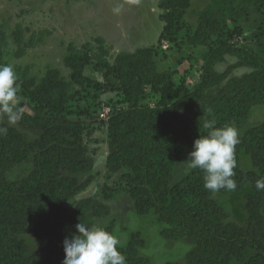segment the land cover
I'll return each mask as SVG.
<instances>
[{"label":"trees","instance_id":"1","mask_svg":"<svg viewBox=\"0 0 264 264\" xmlns=\"http://www.w3.org/2000/svg\"><path fill=\"white\" fill-rule=\"evenodd\" d=\"M193 1L208 4L198 13L195 30L186 36L188 45L207 48L190 59L198 76L192 87L183 82L176 85L171 71H158L150 47L116 56L114 72L127 108L115 111L107 122L106 167L122 171L121 192L131 199L138 215L153 212L156 223L165 225L160 232L163 239L192 246L180 262L166 264H264V189L255 186L264 178V120L239 137L236 189L217 192L226 196L250 185L243 225L224 223L227 212L214 193L205 189L201 169H190L172 183L176 166L187 164L194 140L207 134L205 120L215 119L217 127L234 124L238 128L253 106L264 104V55L226 36L228 22L248 15L242 0H166L158 5L164 23L159 39L180 32ZM228 56L237 61L224 72L216 71L215 65ZM1 58L0 42V62ZM239 68L252 71L230 78ZM91 81L81 73L70 81H43L34 92V115L18 116L23 127L37 132L32 139L9 125L0 111V264H63V241L77 233L75 226L81 222L90 227V217L107 215V207L92 199L69 205L92 183L91 175H83L91 172L93 160L87 156L81 123L59 111L74 82ZM147 88L159 96L153 106L141 103ZM241 152L249 156L255 171L241 167ZM25 162L31 164L30 173L9 181L7 174ZM104 227L113 230L112 223ZM23 233L35 237L40 252L28 251L18 238ZM143 246L141 233H131L119 249L126 264H149L138 254ZM247 250L253 252L249 257Z\"/></svg>","mask_w":264,"mask_h":264},{"label":"rangeland","instance_id":"2","mask_svg":"<svg viewBox=\"0 0 264 264\" xmlns=\"http://www.w3.org/2000/svg\"><path fill=\"white\" fill-rule=\"evenodd\" d=\"M166 0H0V42L2 58L0 64H12L17 74L19 103L16 104L17 117L20 113L34 115V92L46 80H73L81 73L91 81L74 82L70 97L59 111L66 119L80 122L87 156L93 160L89 174L92 183L76 195L70 207L76 202L92 199L107 207V215L90 217V222L108 226L120 238L125 247L131 233L140 232L144 246L138 249L139 256L148 259L149 264L180 262L192 248L184 241H169L161 237L165 225L155 221L150 212L140 216L135 212L131 199L121 192L122 171H110L106 167L108 155L107 122L117 110L126 109L120 92L114 61L118 54L132 53L139 48L150 47L155 52L158 71L173 72L174 83H184L192 87L198 76L191 69L190 59L207 51L205 47H194L186 43V36L195 30L198 13L207 1H193L185 12L179 33L159 39L164 23L160 20L163 10L158 8ZM248 12L246 17L228 22L231 42H237L264 55V0H242ZM237 61L226 57L224 63L215 65V70L224 72ZM249 68H239L230 78L250 73ZM74 73V75H73ZM159 96L145 91L142 104L153 106ZM4 113V112H3ZM9 125L15 127L30 139L37 132L23 127L17 119H10L4 113ZM264 120V104L253 106L250 117L238 127L239 137ZM241 167L255 171L245 153L239 154ZM32 167L22 163L7 174L9 181H19L27 176ZM190 169L180 163L173 173L175 183L187 175ZM250 185L241 192L223 196L214 194L227 212L224 223L243 225L247 219L244 205L251 194ZM109 196V197H107ZM78 234V233H75ZM29 252H40L32 234H20ZM253 252L247 250L245 256ZM42 258L44 257L41 254ZM231 264H240L232 261Z\"/></svg>","mask_w":264,"mask_h":264},{"label":"clouds","instance_id":"3","mask_svg":"<svg viewBox=\"0 0 264 264\" xmlns=\"http://www.w3.org/2000/svg\"><path fill=\"white\" fill-rule=\"evenodd\" d=\"M19 103L17 74L12 64H0V111L10 119H17L16 104ZM206 135L194 140L188 154L187 167L201 169L204 187L212 193L220 189L234 191L237 187L234 169L236 167V145L239 130L234 124L217 127L215 119L205 120ZM257 189H264V178L256 181ZM78 234H72L63 241L65 259L63 264H126L125 255L119 250L120 238L106 227L93 223L76 226Z\"/></svg>","mask_w":264,"mask_h":264}]
</instances>
